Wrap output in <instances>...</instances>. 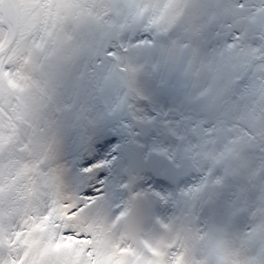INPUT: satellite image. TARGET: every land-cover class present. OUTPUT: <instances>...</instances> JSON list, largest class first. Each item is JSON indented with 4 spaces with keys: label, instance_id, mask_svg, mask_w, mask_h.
Listing matches in <instances>:
<instances>
[{
    "label": "rangeland",
    "instance_id": "374dc122",
    "mask_svg": "<svg viewBox=\"0 0 264 264\" xmlns=\"http://www.w3.org/2000/svg\"><path fill=\"white\" fill-rule=\"evenodd\" d=\"M42 4V23L27 39L28 50L9 63L14 69L5 70L17 78L16 71L22 87L7 88L12 89L11 97L0 102L1 116L8 123L0 128L6 138L1 147L7 154L2 160L10 159L9 150L25 135L26 149L38 157L40 166H46L54 153L65 161L81 158L91 148L90 160L97 161L93 144L133 132L132 141L119 146L123 156V147L149 142L142 143L136 135L135 121L156 125L158 112L165 116L190 112L196 105L202 106L201 114L216 113L217 119L209 121H223L250 135L251 149L233 155L249 152L241 157L249 162L251 153H264V0H43ZM133 117L129 129L126 120ZM231 131L223 128L206 138L211 154L220 159L214 167L228 176L230 187L238 179L244 183L249 179L256 186L264 181V165L254 171L242 168L241 159L226 160L238 145ZM189 132L195 138L194 130ZM222 132L225 137H217ZM168 135L176 139L175 134ZM144 153L168 157L159 151ZM189 158L170 160L178 169L186 164L198 170L192 175H201ZM120 171L125 177L127 171ZM126 179L130 186V176ZM138 197L151 208L146 198ZM128 217L129 213L121 216L119 229H125ZM125 236L126 232L123 253L130 255L135 245ZM87 249L73 254L70 261L75 257L81 262Z\"/></svg>",
    "mask_w": 264,
    "mask_h": 264
},
{
    "label": "bare ground",
    "instance_id": "6f19581e",
    "mask_svg": "<svg viewBox=\"0 0 264 264\" xmlns=\"http://www.w3.org/2000/svg\"><path fill=\"white\" fill-rule=\"evenodd\" d=\"M42 1L0 0V64L7 61L13 65L14 57L28 50L27 39L42 23ZM15 74L17 78L10 72L9 80L0 77V102L11 97L8 87H22ZM3 106L1 103L0 108ZM196 106L194 110L202 108ZM1 115L0 128L7 127ZM208 118L216 120L217 115L213 111L204 116L187 111L163 115L157 121L155 136L142 140L149 141L146 146L123 147L121 156L119 146L132 141L131 132L126 137L109 138L103 145L93 144L97 161L90 160L94 155L91 148L81 158L65 161L54 153L48 156L46 166L36 164L38 157L27 151L25 135L9 150L10 159L2 160L7 157L1 147L6 138L0 134V264H264V181L254 186L249 179L246 183L238 179L230 187L228 176L214 167L219 157L201 146L208 134L224 128L232 129L234 142H238L226 160L241 159L242 168L246 165L256 171L264 165V153H251L249 162L241 158L249 152L233 155L234 151L251 149L250 135ZM133 121L134 117L126 120L129 129ZM140 122L135 121L137 126ZM55 129L60 130L57 124ZM187 129L194 130L195 138ZM171 133L182 148L170 138ZM225 135L222 132L217 137ZM137 148L143 149L146 167L136 173L139 184L134 182V195L146 198L156 215L140 229H128V220L122 230L117 227L120 218L133 210L134 201L115 189L126 188L128 183L120 170L123 165L130 170L129 156H136ZM145 151H159L169 158ZM173 157L179 161L190 157L202 170L201 175L175 179L186 171L174 166ZM229 176L232 181L233 175ZM108 201L114 206L109 207ZM84 210L91 212L85 216ZM124 232L125 239L135 245L130 255L123 253ZM88 243L91 246L87 249ZM86 249L81 262L75 257L73 263L70 261L73 254L80 255Z\"/></svg>",
    "mask_w": 264,
    "mask_h": 264
},
{
    "label": "water",
    "instance_id": "95a60500",
    "mask_svg": "<svg viewBox=\"0 0 264 264\" xmlns=\"http://www.w3.org/2000/svg\"><path fill=\"white\" fill-rule=\"evenodd\" d=\"M146 13L144 14V16ZM146 127V128H145ZM138 131L140 132L139 136L143 140H148L150 135L152 134V127L151 125L143 124L140 123L138 126ZM137 149H139L137 151ZM136 149V156L135 155H130V161H131V167L129 170V175H133L134 173H140V171L146 167L145 166V161L141 157V152H143L141 148ZM151 161H153V157L151 158ZM161 162V161H160ZM191 171V169H189ZM188 169L184 170L186 171L184 174L178 175L175 179L181 180L183 178H186L189 176V171ZM178 173V172H176ZM173 179V180H175ZM139 184V181L133 180V183L131 187H134L135 183ZM132 211H130L129 217H128V222L126 225H130L128 229L133 230V229H140L143 228L148 222H150L153 219L154 216V208H149L146 204V202L142 198H137L134 200ZM139 234L136 233V239H139ZM134 237H130L129 239L132 240L133 243H138Z\"/></svg>",
    "mask_w": 264,
    "mask_h": 264
},
{
    "label": "flooded vegetation",
    "instance_id": "af4514ba",
    "mask_svg": "<svg viewBox=\"0 0 264 264\" xmlns=\"http://www.w3.org/2000/svg\"><path fill=\"white\" fill-rule=\"evenodd\" d=\"M7 67H8V69L10 70L11 69V67L9 66V63L6 61L5 63H2V64H0V77L2 76L3 78H5L6 80H9L8 78H7V75L10 73V71H7V72H5V70H7ZM9 88V87H8ZM195 109V108H194ZM194 109H191V110H189L191 113H193V114H196V115H201V116H204L205 114H206V112L204 113V114H201L200 113V111H198V110H200V109H196V110H194ZM190 112H188V113H190ZM163 116V114H162V112L160 111V113H158V117H157V119H155L156 120V122L157 121H159V118H161ZM165 116V115H164ZM209 120V119H208ZM151 125V127H152V134L150 135L151 137H154L155 136V132L154 131H156V132H158V129H157V125H159V123L157 122V124L156 125H152V124H150ZM214 132V131H213ZM189 134H190V132H189ZM214 134H216L215 132H214ZM209 135H211V134H208V136ZM170 142H172L173 143V141H170ZM178 142L179 141H175V144L179 147V148H182L181 147V145L179 146V144H178ZM105 143V142H104ZM104 143H102V144H104ZM98 145H100V143L98 144ZM133 146L136 148V145L135 144H133ZM145 159V158H144ZM120 164H122V162L120 161ZM121 169H124V170H126L127 172L125 173V177H124V179L127 181V179H126V177L127 176H130V180H129V182H131V184L133 183V180H136V178H134V176L133 175H129V170H127V169H125V167H124V165H123V167L121 168ZM135 174V173H134ZM128 182V181H127ZM134 189V191L133 192H131V190H133ZM136 189V187H134V188H132L131 187V185L130 186H127L126 185V188H123L122 186L119 188V191H122L124 194H129L130 195V199L132 198V193L134 194L135 193V190ZM133 199V201L136 199V195H135V198H132Z\"/></svg>",
    "mask_w": 264,
    "mask_h": 264
}]
</instances>
